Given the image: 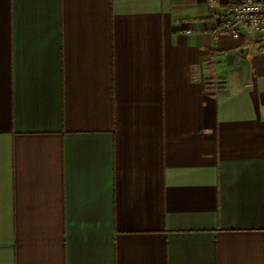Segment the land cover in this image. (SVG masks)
I'll return each mask as SVG.
<instances>
[{"label": "crops", "instance_id": "0c3cea01", "mask_svg": "<svg viewBox=\"0 0 264 264\" xmlns=\"http://www.w3.org/2000/svg\"><path fill=\"white\" fill-rule=\"evenodd\" d=\"M216 24L0 0V264H264L262 35Z\"/></svg>", "mask_w": 264, "mask_h": 264}, {"label": "built area", "instance_id": "2783aa9c", "mask_svg": "<svg viewBox=\"0 0 264 264\" xmlns=\"http://www.w3.org/2000/svg\"><path fill=\"white\" fill-rule=\"evenodd\" d=\"M205 3L212 17L217 20V24L210 30L214 37L222 31L236 37L237 25L252 27L262 35L259 48L264 53V0H239L221 5L216 4L215 0H205Z\"/></svg>", "mask_w": 264, "mask_h": 264}]
</instances>
